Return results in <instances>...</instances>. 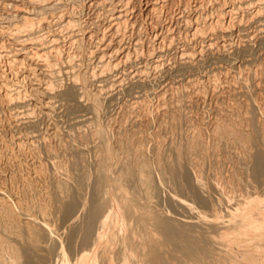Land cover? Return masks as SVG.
Here are the masks:
<instances>
[{
	"label": "bare ground",
	"instance_id": "1",
	"mask_svg": "<svg viewBox=\"0 0 264 264\" xmlns=\"http://www.w3.org/2000/svg\"><path fill=\"white\" fill-rule=\"evenodd\" d=\"M256 44L264 0H0V264H264Z\"/></svg>",
	"mask_w": 264,
	"mask_h": 264
},
{
	"label": "rangeland",
	"instance_id": "2",
	"mask_svg": "<svg viewBox=\"0 0 264 264\" xmlns=\"http://www.w3.org/2000/svg\"><path fill=\"white\" fill-rule=\"evenodd\" d=\"M163 23H166V21H164ZM142 37H143V35H142ZM233 41L236 42V39L233 38ZM257 46H258V45L256 44L255 48L253 49L254 51H253V53H252V59H253V56H254L255 60L258 58V59L256 60V63H255L253 66H255V65L258 63L257 65H258L259 67H262L261 64L263 63L264 53H263V51L261 52L260 50H258L259 47H257ZM256 48H257V49H256ZM257 50H258V51H257ZM256 51H257V52H256ZM172 53H173V52H170V53H169V57L166 58V60L169 59L170 57H171V58L173 57V56H172V55H173ZM256 53H257V54H256ZM260 53H261V54H260ZM255 54H256V55H255ZM258 55H260V56H258ZM256 56H258V57H256ZM259 59L261 60V62H260ZM169 60H170V59H169ZM169 60H167V64H166V65L169 64V63H168ZM257 61H258V62H257ZM233 63L236 64V63H238V61H236V62L234 61ZM260 63H261V64H260ZM263 64H264V63H263ZM257 65H256V67H258ZM260 65H261V66H260ZM228 67H229V66H227L226 69H229ZM256 67H255V68H256ZM135 68H136V67H135ZM210 68H212V67H206L204 70H205L206 72H207V71L209 72V71H210ZM255 68H253V69H255ZM204 70L201 71V75H202V73H206V72H204ZM129 71H132V70L130 69ZM199 74H200V73H199ZM185 78H186V77H185ZM154 79H155V80H154ZM154 79H152L153 81L150 83V87H149V89H150L149 93H150V94H151V93H156L157 91H160V90L164 89L165 86H166L165 84L168 83L166 80H163V81H162L161 79H158L157 76H155ZM157 79L160 80V81H158ZM164 81H165L166 83H164ZM155 84H156V85H155ZM158 84H159V85H158ZM157 85H158V86H157ZM160 86H161V87H160ZM162 87H163V88H162ZM152 88H153V89H152ZM154 89H155V90H154ZM156 90H157V91H156ZM143 94H144V93H143ZM150 96H151V98H153L152 95H150ZM150 96L148 97V99H149V101H150L151 104H152L153 101H154V103L152 104V105H154V104H155V100H154V99H151ZM125 97H126V95H121V96L119 95V97H117V99H116V101H115V105H114V107L112 108V109L115 110V111L113 110V112H111V113L113 114L112 116H114L115 113H117L116 111H118V108L121 107L123 103H125V100L127 101V100L130 99V98H127V97L125 98ZM121 98H122V100H121ZM133 99H134V98H133ZM133 99L131 98V100H133ZM131 100H130L129 102H131ZM117 101H118V102H117ZM119 101H122V102H119ZM151 101H152V102H151ZM116 102H117L118 104H116ZM212 102H213V101H211V103H210L211 105H213ZM200 111H201V110H198L199 114H198V112H195L196 114H193V115H195V116L198 115L199 117H200L202 114H203L202 116H205V115H206L204 112L202 113V111H201V112H200ZM111 113H110V115H111ZM79 116H80V115H79ZM196 117H197V116H196ZM205 117H206V119H207V117H208V119L210 118V117L207 116V115H206ZM58 118H59L60 120H62V121H60L59 119L57 120V121H59V122H58L59 125H60L59 127L62 128L63 125H66V126H63V130H64V129H65V130H67V129L69 130V128H70V129L77 128L76 126H74L73 122L70 121L69 119H64V118L61 119V117H58ZM197 118H198V117H197ZM208 119H207V120H208ZM71 122H72V123H71ZM70 123H71V124H70ZM65 130H64V131H65ZM68 130H67V131H68ZM67 131H66V132H67Z\"/></svg>",
	"mask_w": 264,
	"mask_h": 264
}]
</instances>
